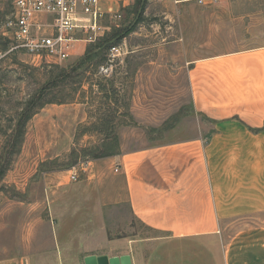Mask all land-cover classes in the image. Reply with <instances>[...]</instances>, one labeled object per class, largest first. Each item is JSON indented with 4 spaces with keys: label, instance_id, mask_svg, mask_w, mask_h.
<instances>
[{
    "label": "crops",
    "instance_id": "0c3cea01",
    "mask_svg": "<svg viewBox=\"0 0 264 264\" xmlns=\"http://www.w3.org/2000/svg\"><path fill=\"white\" fill-rule=\"evenodd\" d=\"M232 4L191 10L195 35L181 29L179 75L197 113L187 131L89 160L75 182L45 173L54 221L45 252L75 244L82 264L89 255H131L133 264H264V225L228 230L264 212V8ZM134 223L150 233L138 234ZM57 225L67 227L64 236ZM30 256L42 264L43 253Z\"/></svg>",
    "mask_w": 264,
    "mask_h": 264
},
{
    "label": "rangeland",
    "instance_id": "374dc122",
    "mask_svg": "<svg viewBox=\"0 0 264 264\" xmlns=\"http://www.w3.org/2000/svg\"><path fill=\"white\" fill-rule=\"evenodd\" d=\"M13 1L0 0V42L6 47L3 50L0 46V153L5 144L1 127L8 124L6 117L15 115L38 87L48 84V99H74L46 104L29 121L21 151L0 181V264H18L21 258L23 264H29L27 258H31L30 264H38L35 256H30L36 253H43L42 264H82L75 244L71 250L61 245L54 255L45 252L53 242L54 227L45 173L58 172L61 184L75 182L83 176L81 165L96 155L146 148L180 137L182 128L187 131L190 121L197 118L188 83L179 75L181 29L195 35L190 25L196 23L198 12L191 10L227 7L229 2L232 6L264 8V0H142L139 5L135 0L120 34L114 36L118 31L112 28L97 45L80 43L67 60L43 63L33 62L3 34ZM136 18L141 21L126 32ZM114 45L122 46L121 53L108 72L101 71ZM93 53L92 59L80 65L85 55ZM100 58L103 62L97 64ZM71 69L63 91L58 93L55 85L61 70ZM139 72L143 75L138 80ZM152 74L154 81L148 79ZM75 170L79 177L72 180ZM263 221L264 212L229 225L228 230L259 227ZM133 226L138 234L150 233L140 223ZM56 231L64 236L67 227L57 225Z\"/></svg>",
    "mask_w": 264,
    "mask_h": 264
},
{
    "label": "built area",
    "instance_id": "2783aa9c",
    "mask_svg": "<svg viewBox=\"0 0 264 264\" xmlns=\"http://www.w3.org/2000/svg\"><path fill=\"white\" fill-rule=\"evenodd\" d=\"M217 0H210L214 2ZM135 0H14L3 34L15 48L26 51L33 62L67 60L80 43L95 44L107 30L121 28ZM205 2V0H200ZM122 46H113L106 65L108 72ZM86 163L81 165L84 170ZM78 172L71 174L77 180Z\"/></svg>",
    "mask_w": 264,
    "mask_h": 264
},
{
    "label": "trees",
    "instance_id": "16d2710c",
    "mask_svg": "<svg viewBox=\"0 0 264 264\" xmlns=\"http://www.w3.org/2000/svg\"><path fill=\"white\" fill-rule=\"evenodd\" d=\"M142 3V0H136V5H139ZM141 21L140 18H138L135 23H132L131 27H129L126 32H130L134 30L136 25ZM124 26L121 28H115L117 29V34L114 36H117L120 34V32L123 30ZM105 37L108 36L104 35ZM104 36L101 37L95 44L97 45L100 43L102 38L104 39ZM113 36V37H114ZM90 45V46H92ZM0 46L3 47V50H6V47L3 43L0 42ZM95 53L87 54L82 59L83 61L80 63L82 65L85 61L92 59ZM103 62V59L100 58V60L97 62V64H101ZM80 67V66H78ZM71 70H61V74L59 79L57 80L56 87H58V93L62 92L63 83L67 81L68 77L71 76ZM86 70H84L85 72ZM80 81H83L80 80ZM82 83L80 82V86L78 87L80 90L83 89ZM76 88V89H78ZM50 88L48 87V84H43L40 87H38L33 93L29 94V97L22 102L18 106V111L15 115H6L8 124L1 127V133L5 137V144L3 145V151L0 153V181L4 178L5 174L8 172V170L11 168L12 160L14 156L18 155L21 151L22 145L24 143L25 135L27 132V126L29 121L46 105L49 103H66L69 101H72L74 97L72 98H65V97H59L55 96L53 98L48 99L47 96L50 93ZM114 155V153L106 152L104 154L96 155L93 159H99L107 156Z\"/></svg>",
    "mask_w": 264,
    "mask_h": 264
},
{
    "label": "water",
    "instance_id": "95a60500",
    "mask_svg": "<svg viewBox=\"0 0 264 264\" xmlns=\"http://www.w3.org/2000/svg\"><path fill=\"white\" fill-rule=\"evenodd\" d=\"M140 12L138 14V17L140 15ZM137 19L138 18H136V20ZM85 264H133V261L131 255H122V256H113V257H109L107 255H101V256L89 255L85 258Z\"/></svg>",
    "mask_w": 264,
    "mask_h": 264
}]
</instances>
